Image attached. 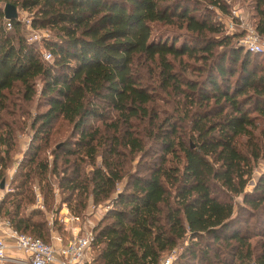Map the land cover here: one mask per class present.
Wrapping results in <instances>:
<instances>
[{
    "label": "trees",
    "instance_id": "1",
    "mask_svg": "<svg viewBox=\"0 0 264 264\" xmlns=\"http://www.w3.org/2000/svg\"><path fill=\"white\" fill-rule=\"evenodd\" d=\"M4 4L49 37L27 42L25 25L3 18ZM1 5L0 184L15 136L2 114L23 117L32 133L13 192L0 202V220L48 243L51 233L65 231L55 222L50 228L38 210L24 213L33 203L29 182L42 184L45 204L47 176L53 178L77 217L88 199L106 201L124 181L91 229L89 264H161L179 244L182 253L170 264H264V173L245 191L255 165L264 163V53L244 50L242 33L227 34L216 21L213 10L229 15L226 1ZM247 6L264 39V0ZM157 26L176 32L162 35ZM27 104L33 113L21 110ZM58 121L69 133L52 150ZM46 149L49 163L40 157Z\"/></svg>",
    "mask_w": 264,
    "mask_h": 264
},
{
    "label": "rangeland",
    "instance_id": "2",
    "mask_svg": "<svg viewBox=\"0 0 264 264\" xmlns=\"http://www.w3.org/2000/svg\"><path fill=\"white\" fill-rule=\"evenodd\" d=\"M224 1H226V3H228L229 5V8H228L229 15L228 16H232V12L235 11L238 15H240L241 17H244V19L247 21L249 25L250 23H252V21L250 20V9L247 6L250 0H224ZM0 7H2V5ZM213 11H214V18L216 19V21L223 22V20L228 17L227 15L219 14L216 10H213ZM17 18L26 27V33H25L26 37L25 38L27 42H39L42 38L49 37V32L47 31L31 30L27 27V24H26L27 14L20 13L18 14ZM235 25L236 27L234 29V32L232 33L240 32V29H239L240 27L238 26V24H235ZM171 32L175 33L176 30L174 28H166L163 26L156 27V33L167 35V34H170ZM260 42H261V49L264 53V39L260 38ZM20 107H21V110H23L24 112L33 113L34 111L33 109L34 105L27 104L25 106H20ZM19 111L20 109H18V112ZM11 119H12L11 116L9 117V116L2 114V123L9 125L14 131L15 136L12 137V141L14 143V149H13V152L9 154L10 163H9V166L4 171V176H3L4 178L2 179L3 189L0 190V202L3 200V198L7 194L13 192L14 184L11 183V180L15 173L17 164L20 161H22L24 157V153L31 140V133H32L28 129L29 122L23 117L22 118L18 117L17 119H14V120H11ZM52 131H53L54 137H57L58 139V141L54 143V145H52V150L53 149L57 150L62 144V142L64 141L63 139L68 135L69 128L65 126L63 122L58 121L57 123L54 124ZM104 133L106 132H103L102 134ZM58 153L59 155H61L62 151L59 150ZM40 157H43V158L45 157L47 162L49 163L51 161L50 149L43 150L42 154H40ZM138 158L139 156H136L133 158L131 162L132 163L131 171H133V166L137 162ZM96 164L97 165L99 164V159H97ZM147 164H149V160L146 158L142 161L141 165H147ZM82 169L85 172L90 170V168L86 164L82 166ZM261 173H264V163L258 162L255 165L251 178L246 183V186H245L246 192H249L252 189V187L254 186L256 177H258L259 174ZM49 178L50 176H47V179L51 183V192H48L46 194L47 200L45 204H43L42 198H41L42 196L39 195V192H38V189L40 186H42V184L38 185L36 178L34 179L32 183L31 182L28 183L30 192H27L26 195L29 196L30 198L33 197V203L28 202V204H25L23 211L25 214H27L30 209L38 210L40 214L42 213L41 215L44 221L48 223L50 220H52V222L56 223L55 227H57V225H60L59 224V219H61L60 213H63V211H60V210L63 207L68 209L66 204L63 203V201L67 198L68 192L58 190L56 187V184H57L56 181L53 178L52 179H49ZM123 182L124 181L120 182L117 185L115 193L108 200L100 202L99 204H96V205L92 204L90 199L87 200L85 209L79 215H77L79 222L76 225H73L77 227V232L79 233V235L82 236L85 233L91 232V229L97 224V222L104 217L105 213L111 208V204H110L111 200L115 198L116 193L121 191ZM233 201L236 204L235 205L236 207L241 204L240 198H235ZM0 217H3V216L0 215ZM62 235H64L63 237L65 238L69 235V232L66 231ZM182 248H183V245L179 244L170 254L166 255L165 258L170 257L171 258L170 261L172 262L182 253Z\"/></svg>",
    "mask_w": 264,
    "mask_h": 264
},
{
    "label": "built area",
    "instance_id": "3",
    "mask_svg": "<svg viewBox=\"0 0 264 264\" xmlns=\"http://www.w3.org/2000/svg\"><path fill=\"white\" fill-rule=\"evenodd\" d=\"M221 23L227 34L234 32L235 24H238L240 27L238 33H242L239 45L244 50L251 53L262 51L260 37L244 17L234 11L232 16H228ZM6 28H10L9 24H6ZM42 58L49 61L50 55L45 53ZM60 211L63 213H60L59 224L65 232H69V235L64 238L61 235L51 233L48 243H43L28 235L17 234L10 229L7 222L0 220V228L7 230L0 234V262L6 261L12 264H89L93 243L92 233L79 235L77 227L73 226L79 222V219L71 215L65 207ZM53 223L50 220L48 226L52 228ZM8 250L20 253L25 257V260L7 258L6 252ZM170 260V257L165 258L161 264H170Z\"/></svg>",
    "mask_w": 264,
    "mask_h": 264
},
{
    "label": "water",
    "instance_id": "4",
    "mask_svg": "<svg viewBox=\"0 0 264 264\" xmlns=\"http://www.w3.org/2000/svg\"><path fill=\"white\" fill-rule=\"evenodd\" d=\"M2 14L5 20H17L16 9L10 4H4L2 7ZM0 189H3V181L0 184Z\"/></svg>",
    "mask_w": 264,
    "mask_h": 264
},
{
    "label": "crops",
    "instance_id": "5",
    "mask_svg": "<svg viewBox=\"0 0 264 264\" xmlns=\"http://www.w3.org/2000/svg\"><path fill=\"white\" fill-rule=\"evenodd\" d=\"M6 231L7 230L5 228H0V234L4 233ZM6 257L7 258H11V259L16 258V259H19L21 261L25 260V257L23 255H21L20 253L14 252L13 250H8L6 252ZM0 264H12V263L6 262V261H2V262H0Z\"/></svg>",
    "mask_w": 264,
    "mask_h": 264
}]
</instances>
